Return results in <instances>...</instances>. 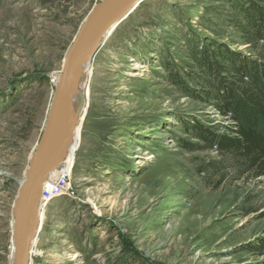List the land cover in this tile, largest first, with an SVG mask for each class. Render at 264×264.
Instances as JSON below:
<instances>
[{
    "label": "rangeland",
    "instance_id": "rangeland-1",
    "mask_svg": "<svg viewBox=\"0 0 264 264\" xmlns=\"http://www.w3.org/2000/svg\"><path fill=\"white\" fill-rule=\"evenodd\" d=\"M102 1L0 0V264L14 260V205L57 76ZM253 5L264 0H145L111 30L76 148L43 198L31 264L264 263V176L199 138L234 136L202 58L263 60L264 41L238 26ZM190 209L205 221L198 231Z\"/></svg>",
    "mask_w": 264,
    "mask_h": 264
},
{
    "label": "trees",
    "instance_id": "trees-1",
    "mask_svg": "<svg viewBox=\"0 0 264 264\" xmlns=\"http://www.w3.org/2000/svg\"><path fill=\"white\" fill-rule=\"evenodd\" d=\"M245 20L241 26L252 38L264 41V7L250 6L242 11ZM228 58L220 54L219 59L204 56L203 70L211 79L208 88L219 115L228 117L230 136H222L202 128L199 133L207 147L220 151L243 154L264 176V58L261 61L250 56L227 52ZM264 264V263H263Z\"/></svg>",
    "mask_w": 264,
    "mask_h": 264
},
{
    "label": "water",
    "instance_id": "water-1",
    "mask_svg": "<svg viewBox=\"0 0 264 264\" xmlns=\"http://www.w3.org/2000/svg\"><path fill=\"white\" fill-rule=\"evenodd\" d=\"M143 1L145 0H103L97 4L83 23L66 54L63 71L44 126L43 136L37 145L36 156L27 172L25 181L21 184L19 196L14 205L16 216L13 237L15 264H31V217L34 198L45 171L53 162L62 122L72 97L79 58L90 34L101 17L104 18V22L100 28L106 30L125 14L129 17Z\"/></svg>",
    "mask_w": 264,
    "mask_h": 264
},
{
    "label": "bare ground",
    "instance_id": "bare-ground-1",
    "mask_svg": "<svg viewBox=\"0 0 264 264\" xmlns=\"http://www.w3.org/2000/svg\"><path fill=\"white\" fill-rule=\"evenodd\" d=\"M126 16L127 14H125L120 20L114 22L106 30L100 28L101 24L104 22V18L101 17L97 25L93 28L90 37L80 55L79 64L75 73V79L73 83V93L70 103L67 107L65 117L62 122L61 132L59 135L57 147L55 149L54 159L52 164L45 171L34 198V206L31 217L32 240L35 238V235L38 233L41 223H43V216L41 215V208L44 200L43 198L45 197V194L49 189L54 190V188L57 187L56 182L52 179V174L60 169V166H62L65 163L66 159L69 156H71L72 152H74L76 148L77 138H78L77 134L79 128V117L87 105V99L89 96V83L91 81V77L94 72L93 67L97 53L100 51L103 44L109 38V33L111 32V30H113L114 27L121 25L127 19L128 16L127 17ZM135 68L140 69L141 66L135 64ZM132 76H135L134 73L132 74ZM57 78L59 80L60 75H58ZM144 155L149 156V159L151 158L150 156L151 154H149L148 152L144 153ZM46 178L47 181L42 183V181H44V179ZM189 215L192 216L190 217V221L189 220L188 221L192 225L197 226L196 231L200 230L203 224L205 223L202 214L198 216V214L194 210L190 209ZM13 237H14V232H12V239ZM32 240H31V247L33 246ZM13 258L14 260L12 264H15V245H14ZM31 260H32V253H31Z\"/></svg>",
    "mask_w": 264,
    "mask_h": 264
}]
</instances>
